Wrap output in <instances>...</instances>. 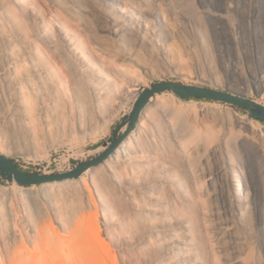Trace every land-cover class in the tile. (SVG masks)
<instances>
[{"label":"bare ground","instance_id":"obj_1","mask_svg":"<svg viewBox=\"0 0 264 264\" xmlns=\"http://www.w3.org/2000/svg\"><path fill=\"white\" fill-rule=\"evenodd\" d=\"M102 3L111 13L107 20L114 35L124 40L135 33L138 44L149 47L154 37L149 35V19L140 10L129 8L123 0ZM76 5L78 0H0V153L8 157L40 156L56 144L97 131L98 119L108 129L113 112L122 104L120 97L137 95L134 86H123L138 69L109 58L103 40L89 24L80 23ZM162 15L156 13L159 30L154 31L159 36L162 31L169 33ZM255 15L251 13L250 18ZM84 22L88 21L84 18ZM125 48L128 58L143 66L139 53ZM164 48L159 53L167 58ZM261 80L264 76H254V82ZM180 119L179 112L164 108L152 125L142 121L102 163L106 173L97 166L85 172H90L89 178L81 175L39 187L16 181L9 189L0 186V264H120L95 220L90 230L73 229L78 192L90 204L91 199L85 201L89 181L98 192L104 215L117 223L121 234L140 242L151 237L163 240L162 232L172 234L166 258L174 264H204L193 254L188 239L179 240L169 221L164 219L160 226L148 221L166 215L169 204L161 195L165 187L175 198L184 187L192 186L200 199L197 214L205 212L198 180L199 175L206 176L205 169L196 170V161L177 138L184 178H176L162 158L160 133L177 135ZM200 135L193 133L189 141L202 140ZM225 145L224 134H209L204 144L207 159ZM217 174L226 183L222 198L241 215L249 201L243 165L228 158ZM116 191L129 199L131 212ZM140 197L149 198V206H141ZM147 224L148 234L142 232Z\"/></svg>","mask_w":264,"mask_h":264},{"label":"rangeland","instance_id":"obj_2","mask_svg":"<svg viewBox=\"0 0 264 264\" xmlns=\"http://www.w3.org/2000/svg\"><path fill=\"white\" fill-rule=\"evenodd\" d=\"M123 2L131 9L140 10L143 17L149 19V35L154 37H150L152 43L149 47L140 46L135 33L124 40V37L114 35L107 20L111 13L104 9L102 0H78L75 12L80 17V23L89 24L95 35L103 40L109 58L138 69L123 86L126 89L129 85L134 86L137 95L120 97L122 104L113 112V122L108 129L100 125L101 120L98 119L97 131L87 135L82 133L70 142L56 144L40 156L11 155L20 167L36 173H54L94 157L103 150L102 144L132 108L142 87L154 81L168 79L219 87L245 93L264 103V81H253L254 76L258 79L264 76V0ZM86 6L87 15H83ZM158 11L163 14V23L169 30V33L162 31L160 36L154 31L159 30L156 23ZM251 13L256 14L255 17L250 18ZM84 18L88 22H84ZM125 47L139 53L143 66L128 58ZM163 47L167 50V58L159 53ZM173 94L163 93L151 100L136 128L142 121L152 125L164 108L180 113L177 135L166 131L160 133L162 158L170 164V171L176 178H184L180 173L184 159L180 155L177 138L196 161V170L205 169L206 176H198L205 212L197 214L196 202L200 199L192 186L184 187L175 198L165 187L161 195L169 204L168 211L161 217L150 218L149 223L160 226L164 219L169 221L176 228L179 240L188 239L193 254L204 264H264V123L224 102L187 100L176 95L181 102ZM214 132L226 136V145L217 155L211 154L207 159L205 140ZM193 133L201 134L203 139L189 141ZM228 158L243 165L248 182L249 201L241 215L222 198L226 183L217 174V169L225 166ZM97 169L107 172L105 163ZM83 175L89 178L90 172ZM14 184L15 181L10 182L0 176V186L9 189ZM89 187L90 190L85 192V201L86 198L91 199L89 205L84 202V197L82 201L81 192L75 199V231L92 229V220H95L100 236L115 251L120 264H174L173 259L164 255L172 234L162 232L165 239L151 237L149 242H140L133 235L121 234L117 223L104 215L98 192L90 181ZM116 193L131 212L133 206L129 199L120 191ZM137 200L141 206H149V198L140 197ZM148 225L142 232L148 234Z\"/></svg>","mask_w":264,"mask_h":264},{"label":"water","instance_id":"obj_3","mask_svg":"<svg viewBox=\"0 0 264 264\" xmlns=\"http://www.w3.org/2000/svg\"><path fill=\"white\" fill-rule=\"evenodd\" d=\"M163 93H174L183 99L199 97L235 105L246 110L250 117L264 119V103L241 92L224 90L219 87L199 85L175 80L163 79L144 85L136 97L132 108L125 114L112 134L102 144L103 150L90 159L76 162L70 169L54 172H27L22 170L11 157L0 153V176L10 182L22 185H38L51 181L78 178L86 171L101 165L133 130L144 109L150 101ZM125 128V130H123Z\"/></svg>","mask_w":264,"mask_h":264},{"label":"trees","instance_id":"obj_4","mask_svg":"<svg viewBox=\"0 0 264 264\" xmlns=\"http://www.w3.org/2000/svg\"><path fill=\"white\" fill-rule=\"evenodd\" d=\"M191 99H195V100H207V99H202V98H199V97L190 98L189 100H191ZM207 101H212V100H207ZM231 106L234 107L235 109H237V110L243 112V113H247V114H248V112H247L246 110H244L243 108H241V107H238V106H235V105H231ZM248 115H249V114H248ZM254 119H255V118H254ZM256 120H258V121L264 123V119L257 118ZM19 167H20V166H19ZM20 168H21L22 170L27 171V172H31V171L26 170V169H24V168H22V167H20ZM2 181H3V180H2Z\"/></svg>","mask_w":264,"mask_h":264}]
</instances>
